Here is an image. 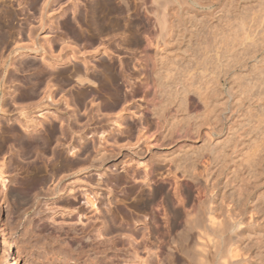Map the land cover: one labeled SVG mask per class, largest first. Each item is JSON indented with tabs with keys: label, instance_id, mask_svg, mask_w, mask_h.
<instances>
[{
	"label": "bare ground",
	"instance_id": "bare-ground-1",
	"mask_svg": "<svg viewBox=\"0 0 264 264\" xmlns=\"http://www.w3.org/2000/svg\"><path fill=\"white\" fill-rule=\"evenodd\" d=\"M56 1L42 0L41 7ZM59 1L67 41L60 46L55 39L58 55L52 43L44 47L33 36L26 49L4 55L10 37L0 33V94L5 84H18L12 71H33L22 78L27 88L19 84L27 89L23 96L3 90L8 99L0 95V113L2 105L25 99L55 106L53 84L60 92L72 84L75 152L83 156L73 169L96 173L99 187L110 168L133 182L122 194L135 216L131 225L124 221L127 208L118 206L120 180L103 185L114 215L106 243L87 250L96 264H264V0ZM28 54L38 62L27 63ZM42 68L49 76L57 72V85L56 74L53 83ZM21 108L17 119H23L4 120L5 131L0 121L1 146L16 147L22 159L45 154L48 135L32 138L41 123ZM5 175L0 163L2 189L15 181ZM47 191L60 197L65 188ZM4 208L10 220L11 206ZM119 216L124 224H117ZM67 234L69 251L87 243Z\"/></svg>",
	"mask_w": 264,
	"mask_h": 264
},
{
	"label": "rangeland",
	"instance_id": "rangeland-1",
	"mask_svg": "<svg viewBox=\"0 0 264 264\" xmlns=\"http://www.w3.org/2000/svg\"><path fill=\"white\" fill-rule=\"evenodd\" d=\"M35 2H37V5ZM58 2L60 3L59 0H57L53 4L50 3L43 10L41 7L42 0H39V1L38 0H11V1L10 0H0V10L2 8V10L0 11L2 12L0 14V20H2V22L0 21V28H1L0 33L2 32L3 35L7 34V36L10 37V39L8 38L9 43L6 49L2 51V54L4 55L7 54L9 50L12 49V47H13L12 51L15 49L16 50L20 49V46H21V49L23 50L26 49V46L28 45V43H29L28 46L31 45L30 40L33 39L31 38V36H33L36 39L34 41H36L38 44L45 43L44 47H46V43L48 41L49 43H52L53 44L52 46L54 47L53 53L55 52L54 55L55 54L58 55L59 53L57 52H59L58 50L59 48H61L60 46L64 45L63 42H65V40L67 41V39L60 32L61 28L59 27V24L61 22H60L59 15L61 14L59 13L61 12L59 11L60 8L58 9V6H60V4L58 5ZM6 8L7 10H5ZM6 12L9 14H7ZM41 12L42 13L44 12L45 15L42 14V16H39L41 15L40 14ZM3 17H5L7 21H4ZM3 26L4 27L6 26V27L4 28ZM34 26L36 27L34 28ZM30 29H32L30 32L31 34L28 35L29 34L28 30ZM6 31H8V33ZM33 33L35 34L33 35ZM29 36H30L29 38L30 40H28ZM61 36H63V38ZM55 39L59 41L57 42ZM56 42L60 43V46ZM22 52H25V51H22ZM35 58L36 60L38 59L37 56H33L30 54H28L27 57H25V59L28 60L27 63L32 62L33 60H35ZM25 59L23 60L24 62H25ZM37 62L38 60L35 63ZM26 66H28V64ZM69 68L71 70V67ZM29 69L30 68L27 67L26 69L27 72ZM43 69L46 70L47 68L46 69L42 68V71ZM48 70L43 71V73H45L44 75L50 74ZM30 71L31 70H29L28 73H25V71L24 72L19 71L21 73H17V72L15 73V71H12V73L9 72L10 74H12L11 78L12 76L18 77L19 79L16 78L15 80L16 82H18L17 81L18 79L19 82L18 84L13 83L15 82L13 81L14 80L13 78L12 80L13 85L11 84V82L6 81L5 83H10L11 86L9 84L8 85L5 84L6 86L4 85L2 88L5 87L4 89H6V87L10 86L9 88H11V90L7 88L10 90V93L11 91L13 93L14 91H16L15 94L17 95L15 96L17 97L21 95L23 96V94L27 93V89L24 88L26 87L25 85H27L28 87V84H26L23 80L27 74L33 72V71L30 72ZM53 74H54V77H55V74L57 76V78L55 77L56 78L55 84L57 85V81H58L57 79L60 76L55 71L54 73L53 72L51 73L52 76ZM48 76L44 78L47 79ZM50 76L49 78H53L51 79V81L54 83L55 81L54 77H50ZM19 84L21 85L25 84V85L24 87H22L23 85L21 86ZM17 85L20 86L21 88H17L18 87ZM13 86H15L17 90H14L15 88H13ZM57 86L55 87L53 84V89L54 90L57 89L56 91L58 92V93L56 91L53 92L54 96L52 100H54L53 103L56 104L55 106L51 103H50L51 105L49 106V103L47 104L46 102H41V103L37 102L39 101L38 99L33 100V102L31 99H25L24 101L19 100L18 102L20 101L23 102V107H22V102L21 104L17 102L15 104L12 103V105H8L11 103H8V101L5 99V97L7 99L8 97L6 96L4 92L8 94L7 91L9 90L6 89V91L3 92L4 89H1L3 95L2 94L0 95L2 96L5 95V97H3L5 100L4 103H8V104L3 103L4 105H2L3 106L2 110L3 111L5 110V111L0 113V121L3 119L1 121L3 122L2 123L3 131H5L4 128H7L4 125V120H7L9 118L10 121L11 120L14 121L15 119L19 118L20 113L18 111L20 110L19 108L22 107L21 109L24 108L23 111L25 113V116L27 114L28 118L31 117L30 119L33 118L35 122L37 121L39 122V124L41 123V127H39L37 130L38 132H34L35 136L33 135L34 133L32 132L33 133L31 134L32 138H37V137L46 138V136L48 135L47 136L48 138L46 140L48 142V145L49 144L50 145H49V148L47 146L44 152H42V153L46 152L45 154H41L40 153L41 151H38L36 154H34L35 156H32L30 159L29 158L22 159V157L20 158L19 156L20 153L18 152L16 147L14 146L10 147L9 146L10 144H7L8 146L5 145L6 147L2 145L3 147H5L4 149L0 143V147H1L0 148V161H1L0 163L3 164V168L6 174L5 175L6 180L7 181L15 180L17 182L15 183V181H13V183L12 182L8 183L4 189H2L0 185V264H3L4 261L9 262V263H11L12 261H16L17 264H96L97 256L92 253H89L87 250L90 248V246L95 247V248L96 247L101 248V246H103V244H105L107 239L110 237L109 235H107L106 231H107L108 225L110 224L109 220L114 215V210L112 208L113 206H110L109 202H107L109 199V196H107V189L104 188L103 185L104 186L105 184L107 185V183H109L108 181L113 178L119 179L120 184H121L119 185L118 188H116L115 191L117 193L118 199L121 200V202H124V204L121 203V204H118V206L121 207L123 211L125 210V208H127L126 209L127 211L129 210L128 212L124 211V215L126 214L129 218L124 217L125 219L124 218L123 219L124 221H126V223L129 222V225L132 224V222L130 221V218L132 217L131 214L133 213V211H130L131 210L130 202H129L130 200L123 198L122 194H124L125 192H128L131 189L133 182L132 180L129 179V177L126 178V176L128 175H125L122 169L116 170L114 168H110V170L109 169L106 170L105 174L100 177L101 180L104 182L103 185L100 187L95 184V179H97L96 173L94 172L77 173L78 169L76 170L73 169V167L76 168L75 165H78L79 161L83 158V156L75 152V150L78 149V146H77L78 142L76 144L77 137L74 134L76 130L75 129L76 122L74 121L75 116H74V120H72L73 119L72 116L74 114L76 115V113L73 112L75 111V108L73 106L74 104H72V101H71L72 99L71 97L74 95L73 92L75 91L73 90L74 88H71L72 84L66 86L67 87L66 89L68 90L69 88L72 94L70 93V91L67 92V90H63L65 89L64 87L62 88L60 92L61 88L59 86H58L59 88H57ZM22 88L24 89V91ZM19 91H20V94H18ZM62 95L63 97H60ZM69 95H71V97ZM69 97L70 99H67ZM61 98H62V101L66 99V102H68L66 105L67 107H65V104H63L61 100L59 101V99ZM34 101L36 102V104ZM55 101L59 102L60 104L56 103ZM38 103H40V106H38ZM35 105L36 107L38 106L39 108L38 107L35 108ZM42 105H45V107ZM72 107L74 108V110H72L73 109ZM54 109H57V110H54ZM43 117H45L46 119L44 120ZM67 117L70 119H68ZM21 119H23L22 115H20V119H17V120H21ZM54 126L55 128H53ZM13 127L15 128V130L17 129L16 131L18 133L17 134L18 136L23 135V133L19 130L17 125H14ZM69 127L72 128V130ZM50 128L53 130H51ZM65 128L69 130L65 131ZM58 129L61 131H65L66 133L64 132V135H62L63 132L57 133L56 131H58ZM72 131H73V134H72ZM7 132H9L10 134V130H7ZM52 132L54 135H52ZM67 133L72 134V135H67ZM56 135H57L56 140L57 138L59 139L57 140V143H54V141L56 142L55 140ZM49 136H53V137H49ZM89 142L90 141H86V143H89ZM75 147L77 148L75 149ZM72 149L74 152L71 153ZM56 152H59V153H56ZM69 167L72 170H70ZM64 176L66 177L64 178ZM57 178L61 180H58ZM42 179L44 181H42ZM54 185H59L60 187L65 188L64 193L60 195V197L59 196H55V197L48 196L47 188L51 189ZM108 188L112 190L110 187V184H108ZM28 191H30V193H28ZM89 199L94 202V207H92L90 203L87 201ZM35 203H37L38 205ZM7 204L11 206V219L10 220H8V218L4 214V209H5L4 207H6ZM132 215H133V218H135L134 213ZM120 218L116 219V221L118 220L117 224L118 222L119 224L121 223L124 224L122 218L121 219ZM66 231L68 232L67 234V236L69 235L68 237H70L71 235L72 237H75V238H79L81 236L86 237L85 240L87 241L88 244L86 243L84 247L80 248V250H77V251L67 250L66 244L64 242V238L66 236L63 237V233H65ZM70 231L72 232L70 233ZM2 232L5 235L4 241H2ZM85 240L84 242H86Z\"/></svg>",
	"mask_w": 264,
	"mask_h": 264
}]
</instances>
